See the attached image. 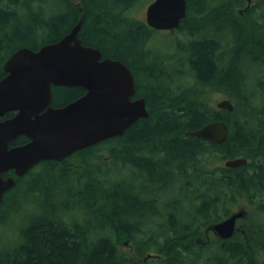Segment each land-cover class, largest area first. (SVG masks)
I'll use <instances>...</instances> for the list:
<instances>
[{"label": "trees", "instance_id": "obj_1", "mask_svg": "<svg viewBox=\"0 0 264 264\" xmlns=\"http://www.w3.org/2000/svg\"><path fill=\"white\" fill-rule=\"evenodd\" d=\"M147 2L0 0V80L18 49L57 42L83 18V44L132 70L149 112L73 166L44 161L16 178L0 231L20 226L0 238V264H264V3L187 0L174 39L159 43L136 16ZM81 93L55 88L54 103ZM218 93L233 112L212 105ZM216 121L229 128L223 144L186 136ZM236 158L249 163L225 167ZM245 206L244 234L208 231Z\"/></svg>", "mask_w": 264, "mask_h": 264}, {"label": "water", "instance_id": "obj_2", "mask_svg": "<svg viewBox=\"0 0 264 264\" xmlns=\"http://www.w3.org/2000/svg\"><path fill=\"white\" fill-rule=\"evenodd\" d=\"M264 2V0H262ZM249 8L252 0H247ZM187 0H154L146 9L145 21L156 31L180 28L187 17ZM83 18L59 41L38 50L23 47L4 65L6 76L0 80V206L6 193L44 161L62 162L73 154L103 141L122 136L141 118H148L144 98L134 99L137 86L132 70L122 61L103 59L100 50L86 46L80 38ZM53 87H82L86 94L65 107L55 108ZM218 109L233 112L234 104L223 99ZM20 136L25 145L11 147ZM192 136L223 144L229 137L228 125L216 121ZM246 158L229 159L227 168L248 165ZM14 171L15 177L4 175ZM241 209L209 227L222 240L245 233L238 221L246 219ZM125 245H129L127 242ZM148 254L145 261L153 258Z\"/></svg>", "mask_w": 264, "mask_h": 264}, {"label": "rangeland", "instance_id": "obj_3", "mask_svg": "<svg viewBox=\"0 0 264 264\" xmlns=\"http://www.w3.org/2000/svg\"><path fill=\"white\" fill-rule=\"evenodd\" d=\"M151 1V2H150ZM257 1H261V0H254V2H257ZM153 1L152 0H148V4L147 5H145L144 6V8H141V9H139L138 11H137V13H136V16L138 17V18H142V19H144L145 20V17H146V15H145V13H146V9H147V7H148V5L150 4V3H152ZM157 32H160V33H156V34H153V36H154V39H155V41L156 42H159V43H164L165 41H168L170 38H173L169 33H166V32H168V31H157ZM174 39V38H173ZM223 99H228L223 93H218V94H214L213 96H212V105L213 106H215V107H217V105H218V103L220 102V101H222ZM105 156H107V154L105 153ZM73 162L75 163V161H72V162H70L71 164H73ZM223 164V163H222ZM70 166H72V165H70ZM42 168H39V169H36V170H34V172L33 173H40V170H41ZM81 175V174H80ZM80 177V176H79ZM75 178H78V176H76ZM76 180V179H75ZM26 187V182H25V184H24V188ZM241 209H246L247 211H248V217L247 218H250V214L253 212L251 209H249L247 206H245V207H243V208H241ZM240 209V210H241ZM226 218H228V217H226ZM246 218V219H247ZM246 223H248V222H246ZM11 224H14V223H11ZM245 224V222H244V220H241L240 222H239V226L240 227H242L243 225ZM19 226L20 225H17V226H15V227H13V226H6L5 228H3V229H1V231H0V238H1V241L3 242H5V241H8V240H10L11 238H14V236L18 233V228H19ZM243 228V227H242ZM124 248H126V250H129V245H126V246H124Z\"/></svg>", "mask_w": 264, "mask_h": 264}, {"label": "flooded vegetation", "instance_id": "obj_4", "mask_svg": "<svg viewBox=\"0 0 264 264\" xmlns=\"http://www.w3.org/2000/svg\"><path fill=\"white\" fill-rule=\"evenodd\" d=\"M259 3V1H257V2H254V0H252V4H251V6L250 7H252V6H254V5H256V4H258ZM249 7V8H250ZM103 57V56H102ZM103 59H106V58H103ZM6 76V75H5ZM4 78V77H3ZM2 78V79H3ZM134 78H135V75H134ZM135 82H136V78H135ZM137 86V85H136ZM55 88H81L82 89V93L77 97V98H75L74 100H72V101H70V102H68V103H66V104H64V105H62V106H57V105H55V103H54V98H53V102H52V106L53 107H55V108H60V107H65L66 105H68V104H70V103H72V102H74V101H76V100H78L79 98H81L82 96H84L85 94H86V90L84 89V88H82V87H53V95H54V97H55ZM137 91H138V87H137ZM140 98V97H139ZM134 99H138V95H137V93H136V96L134 97ZM9 114H13L12 116H8ZM9 114H7L4 118H0V120H5V119H8V118H12L13 116H15L16 115V113H9ZM20 137H25L26 138V142H24L23 144H16V142H17V140L20 138ZM20 137H18L16 140H14L12 143H11V147H15V146H21V145H25V144H27L28 142H29V139L26 137V136H20ZM84 150V149H83ZM82 151V150H81ZM74 155V154H73ZM71 158V157H70ZM69 157L68 158H66L64 161H62V162H58V161H56L60 166H62V167H67V166H70V165H72L73 166V164H71L70 162V159ZM43 164V162H41V163H39L37 166H35L34 168H32L31 170H30V172L31 171H34V170H36V169H39V168H41V165ZM30 172H28L25 176H27ZM6 175V178L7 177H10V176H12V177H15V173H14V171H10V172H8L7 174H5ZM4 175V176H5ZM17 178V177H16Z\"/></svg>", "mask_w": 264, "mask_h": 264}, {"label": "bare ground", "instance_id": "obj_5", "mask_svg": "<svg viewBox=\"0 0 264 264\" xmlns=\"http://www.w3.org/2000/svg\"><path fill=\"white\" fill-rule=\"evenodd\" d=\"M28 48V47H27ZM185 86V85H184ZM182 93V92H181Z\"/></svg>", "mask_w": 264, "mask_h": 264}]
</instances>
